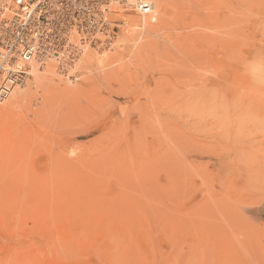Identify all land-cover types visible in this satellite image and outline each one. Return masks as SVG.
I'll list each match as a JSON object with an SVG mask.
<instances>
[{"label": "rangeland", "instance_id": "rangeland-1", "mask_svg": "<svg viewBox=\"0 0 264 264\" xmlns=\"http://www.w3.org/2000/svg\"><path fill=\"white\" fill-rule=\"evenodd\" d=\"M162 4L139 59L0 116V264H264V0Z\"/></svg>", "mask_w": 264, "mask_h": 264}, {"label": "built area", "instance_id": "built-area-1", "mask_svg": "<svg viewBox=\"0 0 264 264\" xmlns=\"http://www.w3.org/2000/svg\"><path fill=\"white\" fill-rule=\"evenodd\" d=\"M108 1L0 0V100L12 85L29 77L30 62L40 66L50 59L61 70L71 68L85 43L92 46L98 41V33L114 37L116 22L103 11ZM117 1L122 9L138 15L152 8L148 0Z\"/></svg>", "mask_w": 264, "mask_h": 264}, {"label": "bare ground", "instance_id": "bare-ground-1", "mask_svg": "<svg viewBox=\"0 0 264 264\" xmlns=\"http://www.w3.org/2000/svg\"><path fill=\"white\" fill-rule=\"evenodd\" d=\"M148 1L152 4V8H151L150 12L143 14V15H139L138 18H135V20H133L132 22H129L128 17H126L127 15H125V11L127 9H122L121 4L117 0H109L108 1L109 3L107 4L108 5L107 9L105 7V9L103 11H104L105 16L108 17V19H110L111 21H115L116 23H118V21H120L122 27H121L119 36L116 37V35H115L114 37L113 36L111 37L108 34L98 33L96 35V39H98V41L92 46L90 45V43H85V46L83 48L81 55L78 57V59L74 63V65L71 66V68L70 67L69 68H63L61 70V69L57 68L58 66L57 67L55 66V64L53 63L54 60L52 62L50 59L45 61V63L43 65H40V66L36 65L34 62H30V70H29V77H28L30 82L27 83V86L29 88L25 89L24 85L22 86L20 84L12 85V87L10 89L11 91L9 92L8 96L6 98H4L3 101L0 100V116L5 117L6 115H9L12 112H14L15 110H17L23 104H27V102L29 101L30 93H33L36 90H38V91L42 90V92H43L46 89L47 91H49L53 94H56L58 96L68 97V98L70 96L74 95L76 93V91H75V88L72 86V84L71 83H70L71 85H69L67 83L63 84V82H61L62 84H60V82H58L59 81L58 77L56 76L57 74H61L68 79V78H73V76H75V78H77L76 73L80 72L79 75L81 73H83V75H81L80 77L84 76L83 77V79H84V78H86V75L88 76V73L90 72L91 67H95V68L103 71V69L105 67H107L110 63L120 60V57L123 56V52L121 51V49L126 50L128 52L126 55L131 56L133 59H139L142 55V47H141V45H138V40H140L144 37H147L149 34H151L153 32V24L155 23V19H157L159 17L161 9H162L161 6H163L162 3L165 0H148ZM112 17L114 20H112ZM77 37H78L77 35L73 36L74 43L75 42L78 43ZM102 46H107V47L103 48ZM112 47L115 48V52L110 51V49ZM98 48H100V49H98ZM63 72H65V73H63ZM84 74H86V75H84ZM66 82H68V81H66ZM30 89H32V90H30ZM6 99H7V104L4 106H1L5 102ZM182 105H183L182 108L186 109L189 105V100L183 101ZM183 112H184V110L180 109L179 114H181ZM187 115L197 116V117L204 116L201 113L194 114V115H192V113H188ZM254 121L257 122L259 120H257V121L253 120V122ZM243 125L244 126L242 127V124H241V129L246 127L245 126L246 124H243ZM263 129H264V127H263ZM260 133L264 135V133L262 131ZM72 145L76 146V144H73V143H72ZM70 147H68V148H70ZM74 150L71 149V152H75ZM60 152H61L60 154H63L64 150H61ZM64 154H66V153H64ZM75 154H76V152H75ZM60 156L61 155H59V157ZM73 158H75V156H73ZM76 158L77 159H75V162L73 160H70V161H73L71 168H67L68 165H66V163H61L60 164L61 170H62L63 166H67L66 171H65V168L63 167V169L66 173H67V171L71 170L72 168L75 170V165H77L78 162L80 163L82 160L80 154ZM63 160L67 163L70 162L67 159V157L66 158L64 157ZM53 168L56 169L55 166ZM58 168L60 170V167H58ZM53 172H55V171H53ZM56 172H57V170H56ZM65 172H64V174H63V171H62V173H59V172L58 173L60 175L61 174L65 175L66 174ZM74 173H76V172H74ZM59 174H58V176H59ZM71 174H72V172H71ZM51 175L53 176L55 174H50V176ZM72 175H76V174H72ZM66 176H68L70 178V176L68 174H66ZM43 177H41V178H43ZM56 177H54V178H56ZM59 177H61V176H59ZM125 206H124V211H126ZM86 232H89V231H86ZM85 233H83V234H85ZM92 233L93 232H91L90 234L92 235ZM105 233H108V232H105ZM105 233H104V235H105ZM83 234H81V236H83ZM111 236L109 235L108 237H111ZM89 238H90V236H89ZM165 238L167 240V237H165ZM171 240L172 239H170V241H169V239H168V242L173 241V240L172 241ZM114 242L115 241H113V243ZM173 243H174V241H173ZM92 244L95 245V243H92ZM110 244H111V242H110ZM169 244H171V243H169ZM108 252H109V250H108ZM98 253L99 252L93 253L94 257ZM105 254H107V253H105ZM97 256L99 258V254ZM77 257H79V256H77ZM111 257H112V255H111ZM98 258H96V259L100 260ZM112 258H111V260H112ZM179 261H181V260H179ZM112 262H113V260H112ZM177 263H178V260H176V262L174 264H177ZM181 263H183V262H181ZM111 264H114V263H111Z\"/></svg>", "mask_w": 264, "mask_h": 264}]
</instances>
